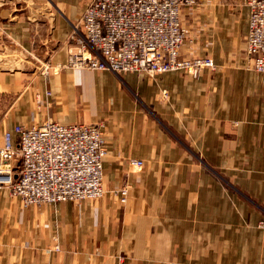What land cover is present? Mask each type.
Masks as SVG:
<instances>
[{
    "label": "crops",
    "instance_id": "obj_1",
    "mask_svg": "<svg viewBox=\"0 0 264 264\" xmlns=\"http://www.w3.org/2000/svg\"><path fill=\"white\" fill-rule=\"evenodd\" d=\"M87 1L36 0L28 18L0 0V55L26 62L0 66V146L6 130L16 142L15 125L51 118L100 124L106 148L99 198L28 205L0 188V264H264V73L245 53L248 7L180 10V57L215 65L196 77L46 74L42 63L67 61ZM127 157L143 165L121 202Z\"/></svg>",
    "mask_w": 264,
    "mask_h": 264
},
{
    "label": "built area",
    "instance_id": "obj_2",
    "mask_svg": "<svg viewBox=\"0 0 264 264\" xmlns=\"http://www.w3.org/2000/svg\"><path fill=\"white\" fill-rule=\"evenodd\" d=\"M206 0H88L72 25L66 43L64 67L108 70L153 76L182 70L196 77L215 65L210 56L180 57L187 37L179 19L183 7H198ZM248 7L245 53L249 67L264 73V0H241ZM46 70V63L42 65ZM49 94V92H47ZM6 130L0 146V188L28 205L60 201L80 202L103 195L105 140L100 124H62L48 118ZM126 176L112 190L125 202L127 174L143 160L127 157Z\"/></svg>",
    "mask_w": 264,
    "mask_h": 264
},
{
    "label": "rangeland",
    "instance_id": "obj_3",
    "mask_svg": "<svg viewBox=\"0 0 264 264\" xmlns=\"http://www.w3.org/2000/svg\"><path fill=\"white\" fill-rule=\"evenodd\" d=\"M4 2H6L4 5L9 9V8H12L14 9V13H19V15H23L24 17H30V18H36L37 15H36V12L34 11V8H35V2L36 0H3ZM206 2V1H205ZM30 12V13H29ZM36 15V17H35ZM46 15V14H45ZM29 60V61H28ZM27 61L29 62V65H33V59L29 58ZM68 61V59H67ZM67 61L61 65H56L54 66L53 64H51L50 62H48V60L45 62L46 63V70H45V73L47 74L49 71L51 70H54L55 68L57 69H67V70H72L71 68L69 67H64V65L67 64ZM20 63L21 65H23L24 62L23 60L22 61H14L13 59L9 58V57H4V56H1L0 55V66H3V67H14V66H20ZM43 64V63H42ZM43 69V68H42ZM87 70V69H85ZM92 71V70H91ZM108 71V70H107ZM126 73H129V72H126ZM122 74H125V73H122ZM47 92H49V94H47ZM45 95L48 97V96H51V92L47 89L45 91ZM104 194V193H103ZM103 196V195H102ZM101 197V196H100ZM99 198V197H97ZM93 199H96V198H93ZM90 200V199H88Z\"/></svg>",
    "mask_w": 264,
    "mask_h": 264
},
{
    "label": "bare ground",
    "instance_id": "obj_4",
    "mask_svg": "<svg viewBox=\"0 0 264 264\" xmlns=\"http://www.w3.org/2000/svg\"><path fill=\"white\" fill-rule=\"evenodd\" d=\"M8 54V53H7Z\"/></svg>",
    "mask_w": 264,
    "mask_h": 264
}]
</instances>
